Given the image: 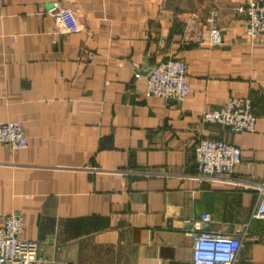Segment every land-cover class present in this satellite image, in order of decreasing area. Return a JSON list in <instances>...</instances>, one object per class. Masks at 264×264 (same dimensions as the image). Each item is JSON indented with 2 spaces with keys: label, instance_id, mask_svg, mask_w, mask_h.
I'll use <instances>...</instances> for the list:
<instances>
[{
  "label": "crops",
  "instance_id": "0c3cea01",
  "mask_svg": "<svg viewBox=\"0 0 264 264\" xmlns=\"http://www.w3.org/2000/svg\"><path fill=\"white\" fill-rule=\"evenodd\" d=\"M76 10L77 32L56 4ZM244 0H0V121L18 120L28 145L0 141L2 215L45 264H192L195 222L244 238L233 264H264V41L246 33ZM215 15V20L211 17ZM217 26L222 42L209 43ZM183 59L192 91L145 95L146 71ZM251 97L253 132L205 124L201 112ZM224 138L242 162L197 176L194 144Z\"/></svg>",
  "mask_w": 264,
  "mask_h": 264
},
{
  "label": "built area",
  "instance_id": "2783aa9c",
  "mask_svg": "<svg viewBox=\"0 0 264 264\" xmlns=\"http://www.w3.org/2000/svg\"><path fill=\"white\" fill-rule=\"evenodd\" d=\"M243 12L246 33L250 39L264 41V0H244ZM56 22L69 32L81 29L76 10L62 4H56L53 12ZM215 20V15L211 21ZM222 31L212 26L209 31V43L222 42ZM188 67L183 59L169 57L159 60L146 74L145 95L162 97L181 102L191 93ZM201 121L205 124H220L231 132H253L256 130L258 116L251 97H231L220 108H206L201 112ZM0 141L12 149L28 145L24 127L18 120L0 121ZM194 159L198 164L197 176L201 179H213L230 175L242 162L240 147L218 137H202L194 144ZM256 205L253 216L264 217V188ZM0 226V264H45L41 257V243L22 236L25 226L23 215L12 211L2 215ZM210 213H204L200 221L195 222L201 229L192 232V264H233L243 245L244 238L238 234L215 233L209 225Z\"/></svg>",
  "mask_w": 264,
  "mask_h": 264
},
{
  "label": "water",
  "instance_id": "95a60500",
  "mask_svg": "<svg viewBox=\"0 0 264 264\" xmlns=\"http://www.w3.org/2000/svg\"><path fill=\"white\" fill-rule=\"evenodd\" d=\"M152 69V67H149L146 71V73H148L150 70Z\"/></svg>",
  "mask_w": 264,
  "mask_h": 264
}]
</instances>
